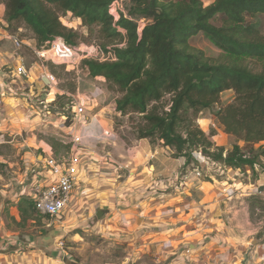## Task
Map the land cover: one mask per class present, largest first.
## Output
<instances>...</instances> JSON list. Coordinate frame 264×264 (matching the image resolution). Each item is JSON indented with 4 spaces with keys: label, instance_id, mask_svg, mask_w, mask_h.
Here are the masks:
<instances>
[{
    "label": "trees",
    "instance_id": "trees-1",
    "mask_svg": "<svg viewBox=\"0 0 264 264\" xmlns=\"http://www.w3.org/2000/svg\"><path fill=\"white\" fill-rule=\"evenodd\" d=\"M116 1L0 0L6 21H22L38 45L57 36L77 43L78 33L63 25L60 12L99 25L105 42L97 49L106 59L85 58L82 64L92 77L105 78L121 92L119 112L141 115L139 139L163 141L176 157L186 158L185 170L199 166L193 153L202 151L226 166L255 172V157L239 144L228 151L215 146L212 134L188 114L220 104L221 94L234 90V100L215 113L221 127L246 143L264 141V70L244 63L264 62V0H216L208 6L202 0H130L128 13ZM199 34L222 50L226 60L211 62L193 47L191 40ZM253 199L264 210L263 199ZM19 211L23 222L38 213L29 196L21 197Z\"/></svg>",
    "mask_w": 264,
    "mask_h": 264
},
{
    "label": "crops",
    "instance_id": "crops-1",
    "mask_svg": "<svg viewBox=\"0 0 264 264\" xmlns=\"http://www.w3.org/2000/svg\"><path fill=\"white\" fill-rule=\"evenodd\" d=\"M0 7L4 12L5 6L0 5ZM8 27L9 23L0 17V144L3 143L1 139L5 132L15 130L17 127L34 129L33 126L40 122V113L43 111V107H52L48 104L54 100V98H48L53 94L54 85L50 87L51 91L48 93L49 90L44 88V85H47L38 80L37 77L36 66L41 60L38 59L39 61L30 67L33 70L31 78H12V65L16 58L14 56L15 47L10 36L16 34L10 33ZM24 41L26 43L24 46L32 47L29 41ZM34 41L35 39H33ZM23 49L21 54H23ZM23 56L26 58V55L23 54ZM97 80L104 81L105 79L99 76ZM28 89L29 91L26 93L28 97L24 98V91ZM60 91L63 92V89ZM34 94L43 95L41 98L46 96L48 103L44 102V104L47 105L29 102L28 98L32 99ZM107 110L109 109L102 101L93 119L107 121L108 118L105 116ZM49 113L55 116L54 118L57 117V115ZM22 116L24 117L22 118ZM58 119L50 123L55 124ZM102 128L104 127H92L81 146L83 167L79 190L63 214V222L67 223L74 216H77L76 211L83 204L101 200L100 193L103 192L99 190V186L106 185L105 187L110 186L111 189L108 190V197L105 199H108L113 207L114 205L116 207L124 205L130 212V220H132L125 225L132 227V230L128 231V238L134 246L133 249L136 250L134 251L137 252L142 249L148 253L151 261L155 264H218L220 259L226 264H236V261L239 260V264H243L244 252L250 253L254 258V260H250V264H264V252H262L263 254L258 253L260 249L256 246L252 251H245L246 249L243 247L247 241L246 236L242 234L235 236V234L228 232L229 228L246 230V225L245 223L242 224L243 219H238L239 210L236 209V205L229 202L231 199L228 200L222 192V196L212 198L214 189L223 188L207 181L206 177L197 178L194 170L190 168L186 169L184 174L182 170L185 158L182 157L175 159V163H169L161 171V153L158 148L152 149L147 146V138L139 140L141 147H143L142 152L138 151L135 154L134 150H131L133 153L128 154L126 151L118 156L126 158L125 155H128L129 161L119 162L115 158L117 153L112 149L118 140L110 143L106 137L102 136ZM65 132L66 136L59 139L61 144L62 142L67 144L71 138L70 127L66 126ZM78 132L83 133L84 130L80 129ZM33 135L34 138H30V141H35L30 145V149L25 152V157L31 155L35 151L34 149L39 150L40 148L42 153L51 151L57 157H63L67 153L58 152L59 150L55 149L53 144L44 139H39L36 134ZM99 140L104 143H100ZM108 144L110 145L109 149L106 148ZM107 152H111L115 160L109 158ZM138 153L142 154L140 159H132ZM42 157L44 159V155ZM0 158H2L1 154ZM43 159L38 162V166L42 165ZM151 159L153 164L148 166ZM146 162L148 164H145ZM151 166L154 167L152 172L146 173L145 169L149 170ZM122 167L129 169L128 178L126 172H124V176L120 170H117ZM104 169L109 171L104 172ZM220 170L222 172L217 175L218 178L214 175L212 177H214L213 180L222 184L228 180L224 176V170ZM232 171L235 170L232 168ZM38 172L34 170L28 182L20 181V187L12 186L9 191L0 190L5 194L0 203V264H83L74 260L58 244L59 231L53 230L45 234L41 230L37 235L30 233L28 229L23 230L21 227H25L26 224L27 227H31L32 223H35L33 218H29L26 222L22 221L19 202L21 197L28 196L33 186L37 184V178L41 174ZM139 172L142 176H139ZM161 175L167 176L166 179L161 180ZM140 177L143 179L140 180ZM239 182L242 183V180L239 179L235 183L239 185ZM226 183L230 185L229 182ZM256 184L264 185V174H261ZM242 185L244 188L247 187V184L242 183ZM4 186L7 188L10 185ZM96 186L98 187L96 188ZM222 197L223 199H221ZM239 197L244 196H236V198ZM118 200L120 203L117 202ZM223 201L227 204L225 209L220 206ZM108 208L111 215L113 213L112 208L105 207L98 210V217L105 215L109 210ZM125 220H128L127 217ZM227 220H231L230 226H227ZM236 222L237 225L235 226L234 223ZM115 225L117 227V222ZM152 256H154L153 260Z\"/></svg>",
    "mask_w": 264,
    "mask_h": 264
},
{
    "label": "rangeland",
    "instance_id": "rangeland-1",
    "mask_svg": "<svg viewBox=\"0 0 264 264\" xmlns=\"http://www.w3.org/2000/svg\"><path fill=\"white\" fill-rule=\"evenodd\" d=\"M202 1L205 6H208L214 3L216 0ZM0 5L5 6L4 2H0ZM130 6V1L123 0L121 3V7L124 9L125 13L129 12ZM5 10L2 12L0 7V17L6 21ZM60 19L63 25L78 33V37L76 38L77 43L75 45L85 50L84 56L100 59L105 58L102 52L97 49L99 45H102V43L105 42L100 33L99 25H88L81 18L74 16L71 12H60ZM261 20L263 23L262 32L264 34V17H262ZM8 30L10 33L18 35L21 39L29 41L32 46L37 45L34 33L22 21H15L9 24ZM33 39H35L34 42ZM191 45L196 49L203 51L204 55L211 62L219 63L226 60L223 51L217 48L212 43V41L203 34H199L194 37L191 40ZM90 50H94V52L89 55L88 52ZM23 54L26 55L25 64L29 68L33 66V63L39 61L34 49L28 45L24 46ZM244 63L248 64V66L254 71L264 70L263 61L255 62L253 60H247ZM47 65L49 70L56 76L57 80L56 85H54L53 94L48 97L52 99L54 98V100L52 102L50 101L48 104L52 107H43V111L40 113V122H37L38 125L33 126L34 129L29 127L23 129L17 127L15 130H10L4 133V136L1 139L3 143L0 144V154L2 156V158H0V190L9 191L12 186L20 187V181L28 182L29 178L32 177L34 170L38 172L42 169V165H37L38 162L43 159L42 155H44V153L41 151V148L39 150L34 149L35 151L31 155L25 157V152L30 149V145L35 141H30V138H34L33 134H36L39 139H44L46 142L53 144L55 149L59 150L58 152H67L70 150L69 145L65 144L64 142L61 144L59 139H63L64 136H66L65 128L66 126H69L72 121V103L78 98H83L85 94L97 87L103 89V94L101 97L103 98V103L109 109L107 110L105 116L108 118V120H110L105 121L103 119L104 121H102L99 119V122L104 128H107L106 126L108 125V128L112 129L117 136V144L112 148L117 153L115 158L119 162H128L130 159L128 155H125L126 158L118 155L125 153L126 151L128 154H131L133 153L131 150H134L135 154H137L138 151L142 152L143 147H141V144L139 143L140 139L138 138V129L140 123L142 122V117L137 113L122 114L116 109V100L121 96V92L116 87L110 85L108 82H106V80L101 81L97 80L96 77H92L89 74L88 69L82 63L78 68L75 69H73L72 65L60 64L58 62H54L53 60L48 61ZM36 68L37 71L40 70L38 66H36ZM34 70L36 71V69ZM45 87L49 90V93L51 88L44 85V88ZM60 89H63V92L60 91ZM28 91L29 89L24 91V98L28 97L26 94ZM43 93L45 94V92ZM41 96L43 95L34 94L32 95V99L28 98V100L34 104H43L46 106L47 104H44V102L48 103L46 100L47 98L46 96L41 98ZM169 98L170 96H166L164 102H168ZM234 98V90H226L221 94L220 104H217L210 109H204L197 115L193 114V110H190L188 114L190 115V118H193V121L199 127L206 131L207 135L212 134L210 138L215 146H222L226 151H228L233 149L234 145L239 144L247 155L253 156L256 159L255 172H253L250 167H246L244 169H236L232 167L235 170L232 171L231 168L227 169L225 164L210 159V165L204 168V173H206L205 179L223 188L219 189L217 187L214 189L212 191V198L220 196L221 192L224 196V189L229 187V184L226 182L233 184L239 179L242 180V183L248 185L245 189L249 193L248 189H250V183H257L261 177V174H264V141L259 143H246L245 141L239 140L236 136L226 133L215 116V113L220 107L226 106L228 103L232 102ZM49 112L57 115V117L54 118L55 116L50 115ZM64 116L67 118L64 119ZM23 117L24 116H22V118ZM57 119V123H50L51 121L55 122ZM187 123L188 122L185 124ZM56 124L58 125L56 126ZM147 140V146H149V148H158L161 153V171L162 169L164 170V168H166L169 163H175V159L181 158L176 157L175 151L172 148L165 146L163 141L157 138H147ZM99 141L100 143H104L101 140ZM109 146L110 145L108 144L106 148L109 149ZM198 154L199 152L193 153L198 163H202L204 165ZM140 156H142V154L138 153V155L132 157V159L139 160ZM145 164H148V162ZM152 164L153 160L151 159L148 166ZM152 169H154L153 166L149 168L150 171L146 168L145 172H152ZM220 169L224 170V176L228 180L222 184L218 183L217 180H213L214 177H212L214 175L216 178H218L217 175H220L222 172ZM117 170H120L123 174L126 172L127 178L129 177V169L122 167L121 169ZM106 171L109 170L104 169V172ZM182 172L185 174L186 170L183 168ZM139 176H142L140 172ZM165 177L167 176L161 175V180L166 179ZM139 179L142 180L143 178L140 177ZM242 183L239 182L237 187L241 189L243 186ZM7 184L10 186L4 188V185ZM105 186L106 185L103 187L99 186V190H102L103 192L100 193L101 200L89 201L86 204H83L81 207H79L78 211H76V214L78 215L74 216L69 222L65 223L63 222V219L61 221H56V219L52 221L45 215L37 213L35 215V223H32L31 227H27V224L24 225L25 227L21 226L22 229H28L30 233L37 235L41 230L45 234L53 230L59 231V239H57L58 244H60L62 249L67 251L78 263L155 264L151 261V257H149L148 253L144 252L142 249H139L137 252H135L136 250L133 249L134 246L130 243L128 238V231L132 230V227L130 225H125L129 224L130 212L124 205L117 207L114 205L113 207L111 202L108 201V199H105L108 197V190L111 189L110 186ZM97 187L98 186H96V188ZM261 189L264 190V185H261ZM3 193L4 192L0 191V203L4 197L3 195H5ZM248 193H244V197L242 198H236V196H234L232 198L233 200L231 199L232 201L227 198L229 202L232 203V205H236V209L239 210L238 219H243L242 224L245 223L246 225V230L229 228L228 232L232 233L233 235L235 234V236L240 234L246 236L247 241L244 243L245 246L243 247L246 249L245 251H252V249L256 246L260 249V252L258 253H262L264 252V210L258 208L259 204L253 199L258 195L248 196ZM258 197L264 201V195H259ZM221 199H223V197ZM227 199L225 198V201H227ZM117 202L120 203V200ZM226 205L227 204L223 201L221 202L220 206L221 208L225 209ZM261 205L263 204H260V206ZM105 207H113L111 209L113 210V213L110 215V209L108 208L109 210L105 215L98 217V210ZM137 210H139V208H137ZM138 214L140 215V213ZM125 216L128 220H125ZM51 221L53 222L52 225H47ZM116 222L117 227L115 225ZM230 223L231 220H227V226H230ZM234 225L236 226L237 222L234 223ZM230 240L234 242L232 239ZM244 254L245 259L243 264L248 262L250 264V260H254V258L250 255V253L244 252ZM153 258L154 256H152V260ZM222 263L226 264V262L220 259L218 264ZM239 263L240 260L236 261V264Z\"/></svg>",
    "mask_w": 264,
    "mask_h": 264
},
{
    "label": "built area",
    "instance_id": "built-area-1",
    "mask_svg": "<svg viewBox=\"0 0 264 264\" xmlns=\"http://www.w3.org/2000/svg\"><path fill=\"white\" fill-rule=\"evenodd\" d=\"M122 1L123 0H117L116 7L125 13L124 9L121 7ZM10 39L15 47L14 56L16 58L15 63L12 65V78H31V76H33V70L26 66L25 58L23 54H21V50L26 44L25 41L18 35H11ZM32 48L39 60H41L38 65L40 69L37 75L38 80L44 82L48 87L56 85L57 83L56 76L49 70L47 65L48 61L53 60L60 64L72 65L73 69H75L80 66L83 59L94 58L84 56V49L77 45L69 44L62 36H57L53 40H49L41 45L37 44L36 46H32ZM93 52L94 50H90L88 53L90 55ZM103 56L105 55L103 54ZM105 59L106 58H102V60ZM102 94L103 89L97 87L85 94L83 98H78L73 101L71 106L72 121L68 126L71 129V138L67 142V144L70 145V150L67 151L65 156L57 157L51 151L44 154L42 170L38 172L41 174L37 178V184L33 186L28 196L33 199L38 213L45 215L52 221L54 219H56V221H61L63 219V214L79 190V181L83 167V159L80 150L85 139L88 137L90 129L92 127H102L98 119H93L96 116V109L102 104ZM80 129H83L84 132L77 133ZM102 136L106 137L110 143L114 142L117 138L116 134L110 128H102ZM195 152H199L198 156L204 165L199 163V166L192 170H194V174L197 178H205L206 173H204V168L210 165L211 158L202 151ZM107 153L109 158L115 160L111 152ZM228 167L230 168V166L226 168ZM237 186L236 183H233L230 184L228 188L226 187L224 189V196L228 199H232L239 194L244 195V193H248L244 185L241 189ZM249 187L248 196L264 195V190L261 189V185L250 183ZM52 221L48 223L49 226L52 225ZM129 222H131V220Z\"/></svg>",
    "mask_w": 264,
    "mask_h": 264
}]
</instances>
